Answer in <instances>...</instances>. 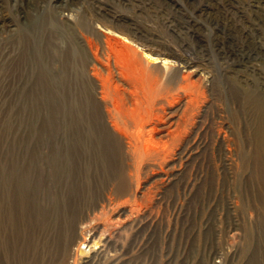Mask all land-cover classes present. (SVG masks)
Segmentation results:
<instances>
[{"label": "rangeland", "instance_id": "rangeland-1", "mask_svg": "<svg viewBox=\"0 0 264 264\" xmlns=\"http://www.w3.org/2000/svg\"><path fill=\"white\" fill-rule=\"evenodd\" d=\"M0 25V264H264V145L250 102L264 91V0H0ZM107 34L136 50L145 85H193L191 108L183 97L154 134L160 154L137 170L124 152L123 191L74 152L95 105L121 137L101 92L104 49L90 47L106 48ZM29 197L54 226L35 239Z\"/></svg>", "mask_w": 264, "mask_h": 264}, {"label": "bare ground", "instance_id": "bare-ground-1", "mask_svg": "<svg viewBox=\"0 0 264 264\" xmlns=\"http://www.w3.org/2000/svg\"><path fill=\"white\" fill-rule=\"evenodd\" d=\"M39 18H41V17H39ZM59 22H60V20H59ZM25 26H27V25H25ZM75 28L76 27H74V29ZM56 32H61V31H56ZM58 35H59V33H58ZM72 35H74V34H72ZM60 36H62V35H60ZM105 37H106V39H105L106 48H101L98 44V43H100L99 41H98V43L90 41V47L92 49H104V51L99 50V52L97 53V58H96L98 63H100V65H99L100 67H99L98 72L102 77V81H101L102 82V88H101L102 90H101V92H102L103 100L109 101V103H110V105L107 104V106H106L110 122H111L113 128L115 129V131L118 132L121 137L115 135L113 133L114 131L112 132L110 130V128L106 124L107 120L104 121L105 123L102 121L103 117L101 116V114L98 111L100 104L98 105L99 107L97 105H95L92 108L93 110L91 111V115H89V113H90L89 108L87 109L89 112L88 113L89 116H88V118L85 119L86 120L85 121L86 128L84 126V128L86 129L87 132H86V134H84V132H83L82 136H80V134H79V136L76 137L77 140L74 144V146H75L74 152L75 151L78 152V154H77V155H79L78 159L83 161V164H84L83 166H85L87 172H89V175L91 172L92 173L99 172V173H102L103 175L108 176V177L109 176L111 177L113 174H116V177H117L118 181L120 182L119 188L117 187L118 191L119 190L123 191V190H125V185H127L124 183V180H126V179H125V174H124V170H123V165L126 166V164L125 163L123 164V161L125 159V156H123V155L125 153H127L129 155V157L131 158V161H130L131 165L134 167V169L136 168L138 170L140 165L144 161H146V159L148 160V158L151 157L155 153L160 154V152L158 151L159 149L155 144V141H153L154 134L156 132H158L159 130H162L164 128V126L167 125L170 121H171V125H172V123H173L172 119L174 118L173 114H175L177 110H181V107H179L177 110L170 111V113H167V110L169 108H175L176 105L179 104V102L181 101V99L183 97H185L187 99L186 100V106H187L186 108L187 109L191 108V105L194 103H193V100L191 99L192 96L190 94H188V92H189V90L191 91V87L193 85L189 84L188 76H182V82H180V84L178 83L179 88H178L177 93H175V94H169V92H163V87H164V86H162L163 82L159 81L158 79H155L153 81L152 85H150V84L148 86L145 85L146 82L144 83V81H143V77H144L143 70L138 67L136 60L133 59V55H135L136 50L135 49H121V48H119V43L122 44V46H125L126 48H129V46L127 44H125L124 42H121L119 39L117 40L116 38H112V37L108 36V34ZM74 38L77 39L76 36ZM37 39H38V37H37ZM98 40H99V38H98ZM37 44L38 43H36V45ZM1 46H0V48H1ZM23 46H24V44H23ZM71 47H74L73 44ZM15 48H16V46H15ZM63 49H65V48H63ZM69 49H72V48H69ZM72 50H75V49L73 48ZM74 57H75V55H74ZM146 59H147L148 65H149V63L152 60L155 61V59H158V58H154V59L150 60L151 58H149V55H147ZM73 62H74V60H73ZM76 63H77V61H76ZM156 63H158V62H156ZM79 64H78V68H79ZM70 67L72 68L71 65H70ZM96 67H98V66H96ZM74 71H76V70H74ZM74 73L76 74V72H74ZM77 73L79 75L80 72L78 71ZM145 73H146V71H145ZM173 73L174 72L171 73L172 74L171 80L168 81V84H170V85H172V83L174 84ZM168 74L170 76V73H168ZM165 76H166V74H165ZM98 79H100V78H98ZM82 82H84V81H82ZM166 83H167V81H166ZM89 85H92V83ZM95 85H98V84H95ZM82 86L84 87L85 85L82 84ZM94 88H96V87H94ZM82 90H83V88H82ZM86 90L88 91V89H86ZM85 94H87V93H85ZM81 97L83 98V96H81ZM86 97H88V95ZM252 98H253V96H252ZM254 98L255 99H251L250 102H251V105H253V110H254V113L256 114V117H257L256 131L258 133V141L262 145H264V91H263V89L262 90L257 89V91H255V93H254ZM72 101H71V103H72ZM74 101H75V99H74ZM88 101L89 100H87L86 102H88ZM161 101H163L162 104L160 106H158L159 102H161ZM76 103H77V99H76ZM80 103L78 102L79 105H81ZM88 104H89V102L87 103V106H88ZM83 105H82V107H83ZM90 105H93V104L91 103ZM70 108H72V106ZM68 111H70V110H68ZM183 112H187V110L185 109ZM80 113L81 112L79 111L78 114H80ZM65 115H67V114H65ZM80 115H82V113ZM83 118H85V117L83 116V117H79L78 119L76 118L77 122H80L81 120H82V122H84ZM169 118H170V120H169ZM146 126L150 127V129L148 131H145ZM146 129H148V128L146 127ZM122 137L126 138L125 139L126 144H124L125 141L122 140ZM126 158H127V156H126ZM61 162H62V160H61ZM75 162H77V161H75ZM83 166L81 165V167H83ZM139 170H141V169H139ZM129 171H131V170H129ZM99 173H98V175H99ZM134 175H135V173H134ZM112 177H114V176H112ZM117 188H116V190H117ZM62 207H64V206H62ZM47 210L46 209L44 210L43 207L39 206L34 199H31V197H29V236H30V239H35L34 237L36 235V232H39V231H42V232L46 231L47 232L49 227H50V229H53L54 226L51 225L53 222L52 216H50V215L48 216ZM58 211H59V209H58ZM73 217H74V215H73ZM87 217H88V215H87ZM69 220L70 219H68V222H69ZM54 232H56V231H54ZM63 240L64 241L66 240L65 229L64 230L61 229L59 231V234H57L56 236L53 237V241L56 243V246H57V243H59L60 241L62 242ZM97 244H98V242L97 243L94 242L95 247ZM50 246H52V244ZM57 251H59V250L57 249ZM56 253H58V252H56ZM94 255H96V254H94ZM101 256H103V255H101Z\"/></svg>", "mask_w": 264, "mask_h": 264}]
</instances>
